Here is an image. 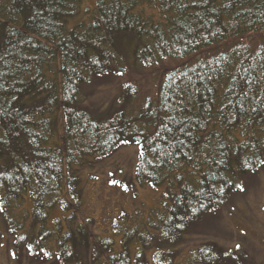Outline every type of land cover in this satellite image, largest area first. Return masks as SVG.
Segmentation results:
<instances>
[{
    "label": "trees",
    "instance_id": "trees-1",
    "mask_svg": "<svg viewBox=\"0 0 264 264\" xmlns=\"http://www.w3.org/2000/svg\"><path fill=\"white\" fill-rule=\"evenodd\" d=\"M148 68L154 94L138 83ZM108 74L140 104L110 116L84 106ZM132 144V183L162 188L163 201L115 219L117 249L80 215L84 178ZM262 161L264 0H0V215L31 255L149 264L153 250L155 264H231L237 250L215 242L180 262L171 246Z\"/></svg>",
    "mask_w": 264,
    "mask_h": 264
},
{
    "label": "rangeland",
    "instance_id": "rangeland-1",
    "mask_svg": "<svg viewBox=\"0 0 264 264\" xmlns=\"http://www.w3.org/2000/svg\"><path fill=\"white\" fill-rule=\"evenodd\" d=\"M255 37L252 33L246 40L252 41ZM204 53L206 50L202 55ZM145 72V78L143 81L138 79V83L144 84V92L154 94L159 71L148 68ZM126 82L127 78L122 75L95 77L83 91L84 106L103 116H110L116 110L134 108L140 104L141 95L135 94L137 102H130L124 92ZM140 151L137 144L124 146L101 166L87 169L84 176L86 183L80 215L93 220V230L97 234L115 237L117 249L121 248V242L120 236L114 232L115 219L123 211H147L163 201L162 188L155 191L132 183ZM239 181L242 183L240 187L219 210L206 215L184 234L178 244L171 246V249L181 251L178 262L202 244L215 242L220 247L237 250V258L231 264H264V165ZM152 253L153 250L147 255L149 264H155ZM0 264H58V261L56 255L50 259L42 254L33 256L28 247L16 245L14 234L0 215Z\"/></svg>",
    "mask_w": 264,
    "mask_h": 264
},
{
    "label": "bare ground",
    "instance_id": "bare-ground-1",
    "mask_svg": "<svg viewBox=\"0 0 264 264\" xmlns=\"http://www.w3.org/2000/svg\"><path fill=\"white\" fill-rule=\"evenodd\" d=\"M156 90H157V87H155V92H156ZM134 185V184H133Z\"/></svg>",
    "mask_w": 264,
    "mask_h": 264
},
{
    "label": "snow or ice",
    "instance_id": "snow-or-ice-1",
    "mask_svg": "<svg viewBox=\"0 0 264 264\" xmlns=\"http://www.w3.org/2000/svg\"><path fill=\"white\" fill-rule=\"evenodd\" d=\"M262 163H264V161H262Z\"/></svg>",
    "mask_w": 264,
    "mask_h": 264
}]
</instances>
